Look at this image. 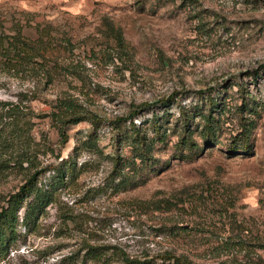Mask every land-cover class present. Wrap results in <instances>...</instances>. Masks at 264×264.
Listing matches in <instances>:
<instances>
[{"label":"rangeland","instance_id":"1","mask_svg":"<svg viewBox=\"0 0 264 264\" xmlns=\"http://www.w3.org/2000/svg\"><path fill=\"white\" fill-rule=\"evenodd\" d=\"M0 32L42 42L52 76L34 85L0 52V101H21L19 123L41 166L69 154L78 166L0 264H120L125 256L172 264L166 255L190 264L264 263V0H0ZM197 90L227 97L223 138L244 96L255 110L252 151L229 155L221 144L161 172L146 169L135 187L114 186L112 156L130 154L121 139L129 122L116 120L150 103L136 115L139 125L174 93L181 105H201ZM68 97L102 121L69 125L63 142L46 114ZM177 110L168 109L173 117ZM91 138L97 149L83 144ZM169 154L164 146L155 152ZM27 171L0 181V208Z\"/></svg>","mask_w":264,"mask_h":264},{"label":"trees","instance_id":"2","mask_svg":"<svg viewBox=\"0 0 264 264\" xmlns=\"http://www.w3.org/2000/svg\"><path fill=\"white\" fill-rule=\"evenodd\" d=\"M117 39L121 42L120 37ZM40 47L44 48L42 42H31L18 34L8 35L0 32L2 60L14 66L18 65L21 71L25 69L28 80L34 85L48 83L52 78L47 69L49 62ZM196 93L201 105H181L177 103L174 93L157 101L156 104L163 109L161 113L153 112L150 118L142 120L139 125L134 124V119L138 113L149 109L152 106L150 103L132 105L128 119L116 120V123L129 122L121 139L128 141L130 154L124 158L119 155L112 156L114 186L122 187L128 184L135 187L138 180L134 176L138 173L146 169L149 172H161L169 166L171 160L192 161L221 144H224V149L229 155H247L252 151V136L256 128L255 110L244 100V96L241 95L243 100L237 105L235 115L232 116L236 127L227 138H223L228 121L227 117H224L226 96L220 97L211 90H197ZM36 97L37 94L32 93V97L27 99ZM20 102L0 101V181L13 173H19V170H28L23 183L16 191L8 194L5 204L0 208V262L8 257L12 246L20 239L19 229H34L46 207L54 201L55 191L64 187L67 180L78 170L76 158L72 154L61 159L53 167L41 166L37 161L38 150L29 145L27 141L30 136L24 131L23 123H19L23 115ZM172 104H177L178 109L174 117L168 111ZM46 116L55 121V127L63 142L67 139L66 130L69 125L87 121L97 126L102 121L99 116L86 112L81 104L69 97L55 101ZM116 127L119 128V124ZM172 136H175L174 140ZM96 141V138H91L83 144L97 149ZM161 146L170 148L167 158L155 155ZM48 171L52 172L48 176L49 181L47 184L42 183L40 178ZM21 209L22 216L19 214ZM164 259L173 260L172 264H190L175 255H166ZM141 263L147 262L125 256L120 264Z\"/></svg>","mask_w":264,"mask_h":264}]
</instances>
